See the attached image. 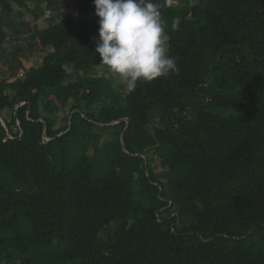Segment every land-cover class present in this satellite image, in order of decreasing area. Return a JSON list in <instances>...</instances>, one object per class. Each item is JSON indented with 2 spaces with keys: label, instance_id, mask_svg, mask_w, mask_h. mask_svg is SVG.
<instances>
[{
  "label": "trees",
  "instance_id": "obj_1",
  "mask_svg": "<svg viewBox=\"0 0 264 264\" xmlns=\"http://www.w3.org/2000/svg\"><path fill=\"white\" fill-rule=\"evenodd\" d=\"M154 2L179 74L99 75L76 0L41 65L0 80V264H264V0ZM14 6L46 14L0 0V50Z\"/></svg>",
  "mask_w": 264,
  "mask_h": 264
},
{
  "label": "clouds",
  "instance_id": "obj_2",
  "mask_svg": "<svg viewBox=\"0 0 264 264\" xmlns=\"http://www.w3.org/2000/svg\"><path fill=\"white\" fill-rule=\"evenodd\" d=\"M197 0H192L196 3ZM170 5L171 0H167ZM99 17L95 53L129 92L138 82L179 74L177 58L169 55L161 5L154 0H94ZM180 19L173 23L177 29Z\"/></svg>",
  "mask_w": 264,
  "mask_h": 264
},
{
  "label": "rangeland",
  "instance_id": "obj_3",
  "mask_svg": "<svg viewBox=\"0 0 264 264\" xmlns=\"http://www.w3.org/2000/svg\"><path fill=\"white\" fill-rule=\"evenodd\" d=\"M75 2L76 0H28V4L31 7L35 8L38 5H43L46 9V14L38 21L27 11L14 6L15 14L13 18L3 19L6 40L4 41L5 47L1 49L2 51L0 50V80L3 78L15 79L18 76H22L23 70L21 65L26 68L41 65L43 56L52 52L53 46L50 43L40 42L37 37L39 32L41 29L55 22L60 12L64 9L76 16L77 12L73 9ZM77 43H79V38L74 37L70 45ZM6 58L11 60V63L6 64L4 62ZM97 73L99 75L107 74L114 77L118 83H121L116 74L111 73L105 68H99ZM4 116L11 118V112H4ZM64 116L65 113L61 110L59 104L58 109L53 114L56 128L65 125ZM12 129L14 132L18 130L17 127H13ZM156 171H160V168H156ZM3 264L11 263L8 259H5Z\"/></svg>",
  "mask_w": 264,
  "mask_h": 264
},
{
  "label": "crops",
  "instance_id": "obj_4",
  "mask_svg": "<svg viewBox=\"0 0 264 264\" xmlns=\"http://www.w3.org/2000/svg\"><path fill=\"white\" fill-rule=\"evenodd\" d=\"M0 41H2L1 37H0ZM2 51V50H1ZM13 60V59H12Z\"/></svg>",
  "mask_w": 264,
  "mask_h": 264
},
{
  "label": "water",
  "instance_id": "obj_5",
  "mask_svg": "<svg viewBox=\"0 0 264 264\" xmlns=\"http://www.w3.org/2000/svg\"><path fill=\"white\" fill-rule=\"evenodd\" d=\"M17 113V112H16ZM72 117V116H71ZM20 125V124H19Z\"/></svg>",
  "mask_w": 264,
  "mask_h": 264
}]
</instances>
